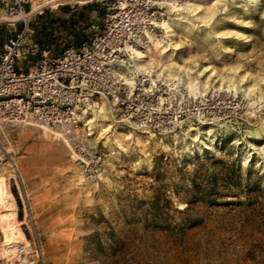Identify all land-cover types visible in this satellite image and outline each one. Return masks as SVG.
<instances>
[{"label": "rangeland", "instance_id": "rangeland-1", "mask_svg": "<svg viewBox=\"0 0 264 264\" xmlns=\"http://www.w3.org/2000/svg\"><path fill=\"white\" fill-rule=\"evenodd\" d=\"M115 1L40 7L27 16L39 50L60 53L87 41ZM185 1L195 0L179 2ZM202 8L203 20L184 18L170 36L180 64L199 78L210 74L205 97L216 93L222 111L203 121L213 124L212 135L193 117L145 132L103 101L83 122L82 150L73 149L83 161L37 125L6 127L0 247L28 241L34 264H264V102L246 105L227 80L242 73L264 84V0H222L216 7L203 0ZM92 159L100 169H87ZM0 264L14 263L0 257Z\"/></svg>", "mask_w": 264, "mask_h": 264}, {"label": "built area", "instance_id": "built-area-1", "mask_svg": "<svg viewBox=\"0 0 264 264\" xmlns=\"http://www.w3.org/2000/svg\"><path fill=\"white\" fill-rule=\"evenodd\" d=\"M152 1L116 0L105 14L102 27L87 41L50 54L49 50H39L28 24L26 11L31 0H0V15L8 19L19 16L2 21L6 32L0 38V112L23 107L35 118L57 123L69 132L75 130V141L83 136V117L101 96L115 100L122 117L157 132L169 130L176 118L195 117L190 108L177 107L170 113L151 106L156 94L140 91L139 87L129 92L107 69V59L126 54L125 41L135 42L128 36L136 24L142 28L151 24L155 9ZM17 22L20 28H16ZM208 106H204L206 118L211 117L209 109L216 108L214 103ZM95 165L94 169H100L98 159Z\"/></svg>", "mask_w": 264, "mask_h": 264}, {"label": "bare ground", "instance_id": "bare-ground-1", "mask_svg": "<svg viewBox=\"0 0 264 264\" xmlns=\"http://www.w3.org/2000/svg\"><path fill=\"white\" fill-rule=\"evenodd\" d=\"M57 0H44V2L39 4L32 3L30 10L26 11V16L31 15L36 12L40 7L48 4H52ZM77 2H82V0H76ZM179 1L184 0H153L152 8L154 9V15L151 17L152 22L150 25L145 27H140L136 24L135 29L128 36L129 38L135 39V42L129 43L125 41V55H115L107 59V65L109 70L115 74L119 81H122L131 92L136 87H139L140 91L146 93L156 94V99L153 104L149 103L155 108L167 110L165 112L173 113L174 108H190L196 114L195 119L201 120L202 124L206 126L204 132L208 133L209 136L213 133V124L211 122L203 121H213L214 118H218V113H222L220 102H218L216 93H210L205 97L207 88L210 84L209 75L204 78H199L198 76L192 75L191 67L180 64L176 57L179 55L180 47L174 40L172 34L174 25H181L182 19L188 17H198L201 20L205 18L202 12L203 0H195L193 2L180 3ZM212 6H215L222 0H211ZM123 4V1H120ZM210 15L213 13V8L208 12ZM19 16H14L10 19L0 15V20H16ZM153 53H156L158 58L153 57ZM210 67L204 66V70H209ZM213 74V72H212ZM239 79L233 75L227 76V80L232 83V92H241L243 98L246 100V105L249 104H260L264 102V84L260 85L258 82H248L244 79L242 73L238 74ZM264 81V77L262 78ZM178 86L184 87L178 89ZM212 90H216L212 87ZM252 93V94H251ZM201 97L195 100V96ZM193 96V97H192ZM212 100L214 102H212ZM107 101L110 105H113L119 110L120 106L114 105L116 102L110 101L107 98L101 96L100 100H96L92 106V111L101 102ZM208 103H214L215 109H209V114L211 117L206 118L204 116V106H208ZM213 104H211L212 106ZM181 106V107H180ZM202 106V107H201ZM208 106V107H211ZM256 106V105H255ZM247 107V106H246ZM251 107V106H250ZM254 107V105L252 106ZM13 108V107H12ZM16 108V109H15ZM12 110L10 109L6 113L0 112V131L4 132L6 127H16L19 125H37L39 126L45 134L51 133L56 137H61L66 144L70 147L72 153L79 159H84L78 155L75 151H81L83 142L85 140L84 136H81L79 141L76 140V131L69 132L63 126L57 123H49L45 120L35 118L23 107H16ZM1 111H3L1 109ZM91 111V112H92ZM104 110L100 107L99 112ZM254 110H249L252 112ZM20 112H23L21 114ZM84 111L83 113H85ZM83 117V122L88 124L91 120L89 114ZM103 116V115H102ZM131 124L136 128L145 131L152 132L148 127H142L138 125L135 121L125 117ZM177 119V118H176ZM176 123L179 124L184 119H177ZM190 120V119H189ZM110 126V125H109ZM108 128V127H106ZM196 127L191 126L189 130H193ZM257 131V128H256ZM255 131V132H256ZM76 132V133H75ZM82 132V131H81ZM153 133V132H152ZM83 135V134H82ZM208 137L211 141L213 137ZM198 137H191V140H198ZM203 143L204 148H209L210 145L200 140ZM75 151H74V150ZM263 155L264 148L262 147ZM87 169H94L96 167L95 161L91 160L87 164ZM83 173V178H84ZM85 179V178H84ZM30 249V243L25 241L18 245H9L0 247V257L7 258L10 263H16L17 261L23 264H34V260L27 257V252Z\"/></svg>", "mask_w": 264, "mask_h": 264}]
</instances>
